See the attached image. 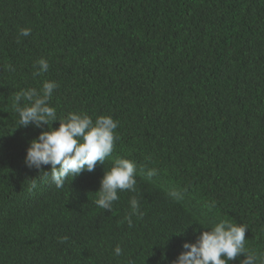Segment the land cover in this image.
Listing matches in <instances>:
<instances>
[{
	"label": "trees",
	"instance_id": "1",
	"mask_svg": "<svg viewBox=\"0 0 264 264\" xmlns=\"http://www.w3.org/2000/svg\"><path fill=\"white\" fill-rule=\"evenodd\" d=\"M45 81L58 121L119 122L104 164L59 189L25 166L41 129L19 128L15 105ZM117 159L136 191L108 211L96 192ZM222 220L264 264V0H0V264H172Z\"/></svg>",
	"mask_w": 264,
	"mask_h": 264
},
{
	"label": "clouds",
	"instance_id": "2",
	"mask_svg": "<svg viewBox=\"0 0 264 264\" xmlns=\"http://www.w3.org/2000/svg\"><path fill=\"white\" fill-rule=\"evenodd\" d=\"M30 28L20 30L21 36H29ZM34 76L47 73L49 63L41 58L34 64ZM57 88L55 81H45L42 88L22 90L15 96L16 111L19 114V128L30 125L41 129L38 137L29 141L24 164L29 169L42 170L43 166H50L51 180L59 189L65 185L68 178L72 180L83 172H93L96 166L103 165L107 157L111 156L117 139L115 130L119 122L111 116H100L95 122L87 114L70 113L67 118L58 121L56 109L49 101ZM29 102V106L19 107L21 100ZM59 122L58 128H53L54 122ZM51 125V128L49 127ZM47 126V130H43ZM49 173V172H45ZM156 170L148 171L147 175H156ZM136 165L129 159H117L100 181L98 207L111 211L114 202L119 199L121 191L135 192ZM171 196L179 197L176 192ZM215 207V204L212 205ZM131 211L125 217L132 226V216L143 217L139 201L133 197L130 200ZM246 225H234L222 220L210 230L199 234L195 243L185 242L178 257L172 264H229L240 256V264H256L259 257L249 252L246 247ZM64 240L67 237L63 238ZM114 254L120 256L122 249L117 246ZM133 264V262H129Z\"/></svg>",
	"mask_w": 264,
	"mask_h": 264
}]
</instances>
